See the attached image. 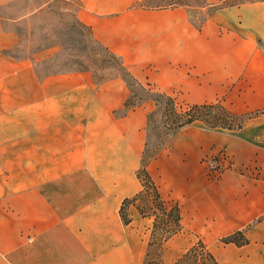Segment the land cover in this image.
Instances as JSON below:
<instances>
[{
    "label": "crops",
    "instance_id": "obj_1",
    "mask_svg": "<svg viewBox=\"0 0 264 264\" xmlns=\"http://www.w3.org/2000/svg\"><path fill=\"white\" fill-rule=\"evenodd\" d=\"M81 1L79 20L138 81L142 69L192 62L194 43L176 33L184 19L165 17L184 8ZM242 7L264 20V2ZM212 18L195 30H204ZM5 22L0 18V264H143L148 244L134 223L148 227L152 220L135 212L125 225L120 209L142 190L137 171L146 144L145 109L117 114L129 95L121 78L99 85L84 70L39 77L54 52L47 48L25 59L10 55L19 35ZM249 70L245 99L250 106H264V71ZM103 106L109 108L99 116ZM220 143L229 167L218 178L202 173L195 179L191 167L184 170L180 163L181 153L175 162L160 161L163 150L153 163L160 161L175 196L187 194L192 220L201 223L204 242L220 264H264V124L251 120ZM237 231L246 232L249 244L221 242Z\"/></svg>",
    "mask_w": 264,
    "mask_h": 264
},
{
    "label": "rangeland",
    "instance_id": "obj_2",
    "mask_svg": "<svg viewBox=\"0 0 264 264\" xmlns=\"http://www.w3.org/2000/svg\"><path fill=\"white\" fill-rule=\"evenodd\" d=\"M208 1L218 3L220 0ZM40 7L44 8L39 10ZM82 8L81 0H0V18L6 19L4 24L7 29L16 31L19 35L17 45L8 51L9 54L17 59H25L48 48L55 56L48 65L40 67L39 77L50 72L84 70L89 71L93 81L97 83L95 77L98 79L106 75L100 65L104 58L94 53L97 48L90 32L78 18ZM245 11L243 7L225 9L216 14L201 32L190 24L186 10L171 12L165 17L184 19V25L177 27V38L194 43L191 48L193 60L171 67L142 69L138 79L154 83L163 92L173 95L181 107L220 102L239 116H250L243 128L251 120L257 126L264 124V106H250L247 103L250 84L245 74L247 69L255 73L264 71V20L263 15ZM32 14L34 15L29 20L18 21L25 15ZM178 22L181 23L180 20ZM169 32L173 35V30ZM163 39L169 40L170 36ZM242 40H247L248 43L245 44ZM107 108L109 106L100 108L99 116L105 115ZM142 108L147 116L152 107L147 105ZM123 110L117 111V114L122 115ZM86 111L87 105H84L82 115H86ZM145 130L148 135L146 127ZM237 131L239 130L209 129L195 123L177 132L170 146L162 153L160 161L174 159L175 162V157L181 153L184 161L180 163L184 170L185 167H191L195 179L202 173L218 178L229 167L225 147L219 144V140L228 132ZM153 145L154 137L151 140V146ZM160 161L151 163V176L160 187L165 200L169 203L177 202L182 207V231L169 240L161 252L163 264H172L199 240L204 241L205 235L201 230V223L197 219L192 220L191 210L187 209V194L183 192L179 197L173 194L168 179L162 175ZM139 204L137 202L128 207L127 212L131 218L135 212L139 214L136 209ZM134 227L140 230L141 236H145L149 244L152 224L140 227L136 221ZM158 253L156 246L150 249L147 246L145 259L156 258Z\"/></svg>",
    "mask_w": 264,
    "mask_h": 264
},
{
    "label": "trees",
    "instance_id": "obj_3",
    "mask_svg": "<svg viewBox=\"0 0 264 264\" xmlns=\"http://www.w3.org/2000/svg\"><path fill=\"white\" fill-rule=\"evenodd\" d=\"M260 2H264V0H220L218 3H210L208 0H136L132 8L144 10L184 8L187 10L195 29L200 31L205 22L221 10L241 8L247 4ZM85 27L88 28L92 42L97 48L94 53L104 58L100 65L101 70L106 75H102L101 78L98 77L97 79L95 73H93L97 84L100 85L116 78H121L127 84L129 95L125 100L122 115H127L130 111L143 106L152 107L147 113V142L141 156L140 168L137 171V178L142 185V190L134 197L123 201L120 215L123 223L129 225L132 218L127 209L130 205L140 202L136 206L139 215L153 220L148 249L156 246L159 252L156 258L145 259L143 264H163L161 252L164 246L182 231V209L179 203H169L165 200L148 171L149 165L163 150L170 146L177 132L185 127L200 123L209 129L241 130L250 116H239L220 102L179 106L176 97L163 92L155 84L138 81L130 73L123 60L100 44L93 37L91 29ZM153 137L154 145L152 147L151 140ZM221 242L234 244L238 247L249 244L245 231H237L223 237ZM172 264L220 263L208 245L203 240H199Z\"/></svg>",
    "mask_w": 264,
    "mask_h": 264
}]
</instances>
